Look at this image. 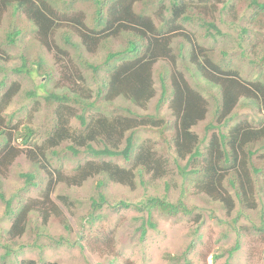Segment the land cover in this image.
<instances>
[{"label":"trees","instance_id":"16d2710c","mask_svg":"<svg viewBox=\"0 0 264 264\" xmlns=\"http://www.w3.org/2000/svg\"><path fill=\"white\" fill-rule=\"evenodd\" d=\"M17 1V4L11 6L8 0H0V24L6 6L15 12H26V16L36 26V40L48 50H52L54 45L58 48V54H61L58 58L54 55L56 66H52V70H42L44 59L41 58L39 68L35 71H42L45 78L54 77L55 72H58L54 88H62L66 92L60 94L51 90L45 98L52 105V128L46 132L45 140L38 144L35 141L37 133L31 125L19 124L22 110L19 113L6 111L16 96H19L21 88L18 82L8 80L7 69L0 66V70L5 73L0 81V92L6 88L0 95V178L6 175L13 161L21 155L35 166L34 172L21 175L25 185L23 191L27 187L36 186L37 174L44 172L48 176L46 190L39 201L31 200L21 204V193L9 197L0 194L6 216L13 219L8 230L10 241L23 237L28 216L34 210L42 215L44 224L52 215L59 214L57 206L51 201L56 186L65 183L70 188L80 187L95 178L99 179L97 187L100 189L108 183L135 189L139 182L148 190V181H173L175 175V178L180 176L183 181L192 184L204 201L214 204L228 215L233 213L236 205L241 214L256 209L257 189L264 195V73H260L259 78L253 81L244 79L240 71L232 69L228 62L215 61L210 49L198 43L201 36H190L184 30L185 25L194 28L198 23L204 28L202 38L208 42L222 36L219 26L211 21V0H170L168 7L163 5V0H152L155 16H161L165 22L160 27L154 24L153 14L144 4L139 12L134 10L138 0H89L98 7L96 24L102 27L93 30L95 37L89 32L80 34L83 46L87 49L86 55H95L103 43L105 45L110 38L122 32L132 34L130 40L127 39V47L121 52L109 53L106 62L100 66L89 63L86 56L80 53L77 59L80 62L69 57V51L66 52L64 47L69 44L79 49V45L73 44L65 35L61 36L63 48L56 45L61 11L55 6L54 0ZM240 1L245 5L244 11L248 12L250 19L264 28V3L258 0ZM109 2L112 4L107 6ZM229 7L231 11L234 9L232 4ZM162 9L167 12L165 15ZM12 22L9 25L12 26ZM21 33V30L11 27L3 43L14 46ZM178 34L189 45L186 56L182 53L186 46L180 48L178 56L171 52V38ZM192 37H196L198 42ZM234 50L232 57L248 59L243 44L239 43ZM177 59L181 62L191 60V64L196 66L197 72L192 75L195 86L190 84L183 72L179 69L177 71ZM249 60L251 64L264 69V55ZM167 61L173 71L170 74H159L161 94L155 111L145 114L156 96L153 70L158 63ZM86 67L96 75V79H90L92 82L97 80L95 91L85 86L88 78L83 70ZM32 71L34 69L27 67V62L20 68L10 70L19 75H31ZM200 78L218 87L222 99L221 107L214 111L211 122L207 124L205 136L197 132L199 124L209 114L207 100L201 92ZM44 85L43 82L40 87L45 88ZM36 91L30 90L27 97L36 96ZM241 100H249L262 109L263 114L257 115L255 125L248 121L231 125L232 113ZM168 101L174 126L160 115ZM111 104L114 108L107 111V108L112 107ZM72 120L79 121V126H73ZM153 128L174 130L173 146L170 144L172 156L162 152L150 141L137 142L139 130ZM210 131L217 132L209 137ZM18 137H23L22 147L15 145ZM63 161H77L78 165L68 175L61 164ZM172 163L174 169L171 177L169 167ZM98 197L99 200L92 199V208L96 213L107 201L103 192H99ZM114 207L116 211L133 208L139 212H151L158 207L168 214L182 213L188 218L192 217L197 225L193 231L195 239L175 259L178 263L191 264L188 256L193 251L204 221H200V215L193 213V209L188 208L183 201L171 203L150 196L137 202L122 200ZM148 217L139 228L141 240L147 234L146 225L156 229L152 216ZM5 248L6 253L0 264H8L13 253L7 245ZM239 249L240 241L237 240L228 252L226 264H230L229 261ZM18 264L38 263L28 259Z\"/></svg>","mask_w":264,"mask_h":264},{"label":"rangeland","instance_id":"374dc122","mask_svg":"<svg viewBox=\"0 0 264 264\" xmlns=\"http://www.w3.org/2000/svg\"><path fill=\"white\" fill-rule=\"evenodd\" d=\"M169 1L163 0V5L168 7ZM223 1L211 0L210 3L211 21L215 22L222 32L219 39L212 42L203 39L204 28H201L198 23L194 28L185 25L184 30L190 36L191 34L201 36L199 42L196 37L192 38L200 45L202 44L201 46L210 49L215 61L219 63L224 60V63L228 62L232 69L240 71L244 79L256 80L260 73H264V69L251 64L249 58H261L264 55V28L250 19L248 12L244 11L245 5L240 0H225L226 4ZM258 1L264 3V0ZM8 2L14 6L18 1L8 0ZM54 3L61 11V23L55 40L56 45L63 48L62 35L69 37L73 44L79 45V49L69 44L64 47L66 52L69 51V57L77 60L80 53L82 56H86L89 63L100 66L106 62L109 53L121 52L127 47V42L132 34L122 32L119 36L110 38L105 45L103 43L95 55H86L87 49L83 46L80 34L89 32L95 37L93 30L102 27H97L96 24L98 7L89 0H54ZM111 4L109 2L107 6ZM143 4L153 14L152 20L156 26L160 27L165 23L161 16H155L152 0L136 1L134 10L139 12ZM231 4L234 6L232 11L229 7ZM162 11L164 15L167 13L164 9ZM103 12L106 14L104 10ZM9 22H12V26L9 25ZM11 27L22 32L14 46L3 43V39L6 34L10 33ZM36 31L35 24L26 16L25 11L15 12L12 8L5 7L0 24V62H2L0 66L7 69L8 80L18 82L21 88L19 96H16L6 111L19 113L22 110L20 126L26 123L30 124L37 133L35 141L40 144L45 140L46 132L52 128V105L45 98L51 90L60 94L66 91L62 88H54L58 81L56 79L59 75L58 72H55L54 77L45 78L42 76V71H35L39 68L38 62L41 58L44 59L42 70H52L56 61L54 55L56 58L61 55L58 54V48L54 45L52 50L41 45L35 38ZM179 34L171 38V52L178 56L180 48L186 46L182 49L183 56H186L189 45ZM238 42L243 44L248 59L239 56L232 57L234 49L239 46ZM24 62H27V67L34 69L31 75L10 72L12 68H20ZM177 62V71L179 69L180 72H183L190 84L195 86L192 75L197 72L196 66L191 64V60L181 62L177 59ZM83 71L88 78L85 86L95 91L97 80L91 81L92 77L96 79L95 73L87 67ZM153 71L156 96L145 114H152L155 111V105L161 94L159 74H170L173 70L167 61L158 63ZM4 75L5 73L0 70V81ZM43 82L47 85H44L45 88L40 87ZM200 84L203 97L207 100L209 114L207 119L199 124L197 132L200 136H205L207 135L205 132L207 124L211 122L214 111L221 107L222 99L218 87L202 78H200ZM1 90L0 95L6 88ZM30 90H37V95L27 97ZM168 103L169 101L163 107L160 115L165 117L171 126H174V117L168 110ZM111 108L114 106L107 108V111H110ZM258 114L262 116V109L249 100H241L232 113L233 122L231 125L243 121L255 125ZM72 125L78 127L79 121L72 120ZM215 132L217 131L208 132V136L211 137ZM173 137L174 130L165 128L160 130L141 129L137 132L138 143L144 140L150 141L156 144L162 152L169 153L170 156H172ZM22 138L18 137V140L15 141L16 146H23ZM32 142L34 143V141ZM61 164L69 175L78 162L63 161ZM173 169L172 163L169 167L171 177ZM34 170L35 166L30 164L24 155L18 157L10 165L6 175L0 178V194L9 197L21 193L23 197L20 200L21 204L31 200H41L48 184V176L44 172L37 174L36 186L27 187V190L23 191L25 185L21 175L34 172ZM172 179L173 181L166 179L155 182L148 181L146 184L148 190H145L143 188L145 185L139 182L135 189L116 183H108L100 189L97 187L98 178L88 180L80 187L70 188L65 183H61L51 194V201L57 206L59 214L52 215L44 224L42 215L34 210L28 216L23 237L15 238L12 241H10L8 230L13 219L6 216L4 205L0 201V261L6 253L5 246L7 245L13 250L8 264H18L22 260L28 259H32L38 264L45 262H57L58 264H183L182 262L178 263L175 259L184 252L187 244L195 239L193 231L197 225L192 217L188 218L182 213L168 214L158 207L151 212H139L133 208L116 211L114 207L122 200L137 202L145 197L157 196L171 203L183 201L188 208L193 209V213L196 212L197 215H200V221H204L193 251L188 256L191 264H226L228 252L234 247L237 240L240 241V249L229 261L230 264H264V195L262 192L257 189L256 209L244 211L241 214L239 206L236 205L233 213L228 215L226 211L204 201L203 196L197 194L195 187L188 181H183L182 177L175 178L174 175ZM167 181L168 186L166 185ZM99 192L104 193L107 201L96 213L92 208V199L99 200ZM149 215L152 216V222H155L156 229H150L146 225L148 231L144 239L141 240L139 228L147 221Z\"/></svg>","mask_w":264,"mask_h":264}]
</instances>
